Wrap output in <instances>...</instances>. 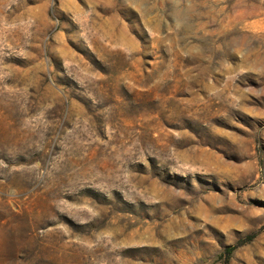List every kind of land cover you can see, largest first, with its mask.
Listing matches in <instances>:
<instances>
[{
	"label": "rangeland",
	"instance_id": "374dc122",
	"mask_svg": "<svg viewBox=\"0 0 264 264\" xmlns=\"http://www.w3.org/2000/svg\"><path fill=\"white\" fill-rule=\"evenodd\" d=\"M0 264H264V0H0Z\"/></svg>",
	"mask_w": 264,
	"mask_h": 264
},
{
	"label": "trees",
	"instance_id": "16d2710c",
	"mask_svg": "<svg viewBox=\"0 0 264 264\" xmlns=\"http://www.w3.org/2000/svg\"><path fill=\"white\" fill-rule=\"evenodd\" d=\"M248 240H251V237H249ZM237 247H238L237 245H234V246H229L225 249L224 255L226 259L229 258V256L234 252V250H236Z\"/></svg>",
	"mask_w": 264,
	"mask_h": 264
}]
</instances>
